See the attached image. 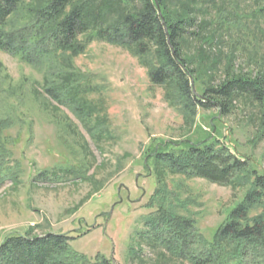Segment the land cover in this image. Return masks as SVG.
<instances>
[{
  "label": "rangeland",
  "instance_id": "obj_1",
  "mask_svg": "<svg viewBox=\"0 0 264 264\" xmlns=\"http://www.w3.org/2000/svg\"><path fill=\"white\" fill-rule=\"evenodd\" d=\"M196 4L197 34L180 43L199 79L216 84L231 74L264 75L261 4ZM13 20L19 23L21 17ZM72 64L90 79L88 98L104 101L108 131L102 135L91 136L66 106L47 95L42 71L0 50V117L12 123L3 134L10 153L7 166L16 174L13 183L8 178L0 184V240L29 229L39 235L66 233L74 237L72 247L90 257L101 253L117 264H179L146 237L144 218L151 210L145 203L159 178L145 166L148 145L196 138L200 130L210 131L214 120L222 141L264 172V114L241 96L228 115L199 109L193 122H184L163 89L150 83L138 57L106 41L92 40ZM160 180L177 193L182 213L207 237L245 190L198 177L168 174Z\"/></svg>",
  "mask_w": 264,
  "mask_h": 264
},
{
  "label": "trees",
  "instance_id": "obj_2",
  "mask_svg": "<svg viewBox=\"0 0 264 264\" xmlns=\"http://www.w3.org/2000/svg\"><path fill=\"white\" fill-rule=\"evenodd\" d=\"M255 1L264 9V0ZM196 5V0L176 5L171 0H0V50L42 71L47 95L66 106L91 136L108 131L103 126L104 101L88 98L90 79L72 60L92 40L121 46L137 56L150 83L163 89L165 100L180 111L184 122H193L199 109L228 115L241 96L264 114V75L238 73L206 83L183 55L181 39L197 34ZM18 17L16 23L13 19ZM213 122L210 131L200 130L196 138L148 145L145 166L159 178L145 203L151 210L144 218L146 237L179 264H264V172L232 143L223 142ZM11 125L9 118L0 117V184L8 178L13 183L16 177L7 166L10 153L3 134ZM71 173L79 175L74 169ZM168 174L245 190L207 237L182 213L177 193L160 180ZM30 230L3 236L0 264H117L101 253L90 257L77 251L70 243L74 237L66 233L39 235Z\"/></svg>",
  "mask_w": 264,
  "mask_h": 264
}]
</instances>
